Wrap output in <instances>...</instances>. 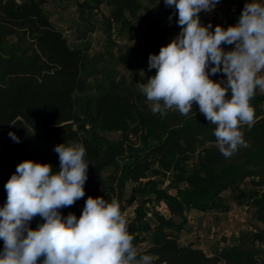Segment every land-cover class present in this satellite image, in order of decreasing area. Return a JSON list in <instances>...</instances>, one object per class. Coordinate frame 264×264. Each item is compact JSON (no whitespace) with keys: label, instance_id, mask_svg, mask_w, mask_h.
Returning <instances> with one entry per match:
<instances>
[{"label":"trees","instance_id":"trees-1","mask_svg":"<svg viewBox=\"0 0 264 264\" xmlns=\"http://www.w3.org/2000/svg\"><path fill=\"white\" fill-rule=\"evenodd\" d=\"M47 2L0 0V207L7 199L4 185L19 163H48L55 173L60 170L55 146L83 143L89 163L85 196L73 206L62 208L63 216L71 212L79 217L89 196H102L109 202L116 199L125 215L148 191L165 199L173 214H180L186 207L218 205L221 193L232 190L249 200L263 224L243 232L233 245L208 253L193 244H183L173 219L155 213L152 223L146 220L147 212L141 204L128 221L133 246L147 240L139 232L150 233V244L143 253L153 256L155 264H264V93L257 89L250 101L256 123L251 129L242 128L249 146L226 159L216 146V126L195 106L188 116L174 109L154 114L151 102L125 80H112L95 94H87L90 86L84 73L88 53L72 45L54 24L45 8ZM223 2L237 5L229 22L238 21L247 1ZM76 3L84 10L108 6L110 20L123 26L130 23L131 16L138 21V29L148 34L153 54L158 55L181 30L175 8L166 6L164 0ZM199 15L202 24H212V30L216 25H230L203 11ZM210 78L226 79L222 73ZM115 129L124 131L121 141L110 142L101 133ZM9 132H14L19 142ZM189 160L194 164L187 170ZM173 170H180L179 180L190 187L181 191V200L163 190L142 186L148 173L166 175ZM248 181L252 186L247 190L243 185ZM152 182L149 188L154 187ZM43 222L36 216L29 226L36 229Z\"/></svg>","mask_w":264,"mask_h":264},{"label":"clouds","instance_id":"clouds-1","mask_svg":"<svg viewBox=\"0 0 264 264\" xmlns=\"http://www.w3.org/2000/svg\"><path fill=\"white\" fill-rule=\"evenodd\" d=\"M164 3L175 8L181 30L158 55H149L148 68L156 73L137 87L154 114L174 109L188 116L198 108L216 126L219 152L231 158L249 146L242 128L256 123L250 101L257 89L264 92V0H249L237 23L214 30L211 23H201L199 14L211 12L220 0ZM222 45L233 47L226 51ZM218 73L226 79L210 78ZM9 136L19 142L14 132ZM54 151L58 172L51 164L24 160L4 185L0 264H152L151 255L138 254L133 246L116 199L89 196L79 217L62 215V208L85 196L89 163L83 143L58 144ZM36 216L44 222L33 229L29 225Z\"/></svg>","mask_w":264,"mask_h":264},{"label":"rangeland","instance_id":"rangeland-1","mask_svg":"<svg viewBox=\"0 0 264 264\" xmlns=\"http://www.w3.org/2000/svg\"><path fill=\"white\" fill-rule=\"evenodd\" d=\"M45 8L69 42L88 53L84 73L90 86L87 94H95L112 80H125L138 89V83H146L149 77L155 75L156 69L148 68L149 55L153 54L149 47L148 34L138 29V21L131 16L130 23L123 26L110 20V7L84 10L76 0H48ZM236 8V4L228 6L220 0L215 9L206 15L217 16L223 24H230L229 20ZM258 91L264 93L259 89ZM101 133L110 142L121 141L124 135L121 129ZM119 161L123 163L122 159ZM192 164L194 160L187 161V170ZM181 173L180 170L170 171L166 175L150 172L142 179V186L147 190H163L181 200V191L190 188L185 180H179ZM151 181L154 187L149 188ZM131 186L132 183L128 187ZM243 186L248 190L252 185L248 181ZM219 197L218 205L212 203L207 208L186 207L182 213L173 214L165 199L159 198L154 191H148L136 204L128 208L125 218L127 221L132 220L136 208L143 204L147 212L146 220L154 223L155 213L173 219L177 224L175 232L183 244H193L212 253L217 248L233 245L243 232L263 226L249 200L239 197L236 191L225 190ZM138 234L147 238L135 246L138 254H144L150 244L151 235L142 232ZM152 264H155L153 256Z\"/></svg>","mask_w":264,"mask_h":264},{"label":"built area","instance_id":"built-area-1","mask_svg":"<svg viewBox=\"0 0 264 264\" xmlns=\"http://www.w3.org/2000/svg\"><path fill=\"white\" fill-rule=\"evenodd\" d=\"M238 21H235V22H233L232 24H230V25H233V24H235V23H237ZM222 47H224L225 48V50L227 51V50H230L232 47H229V46H227V45H222Z\"/></svg>","mask_w":264,"mask_h":264}]
</instances>
